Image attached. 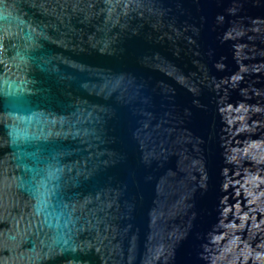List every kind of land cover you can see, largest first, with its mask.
<instances>
[{
    "label": "water",
    "instance_id": "95a60500",
    "mask_svg": "<svg viewBox=\"0 0 264 264\" xmlns=\"http://www.w3.org/2000/svg\"><path fill=\"white\" fill-rule=\"evenodd\" d=\"M0 264H264V0H0Z\"/></svg>",
    "mask_w": 264,
    "mask_h": 264
}]
</instances>
